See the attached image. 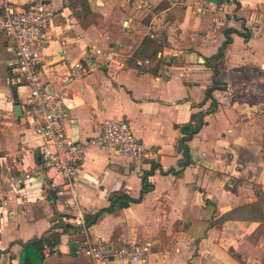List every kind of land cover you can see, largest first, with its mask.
<instances>
[{"label":"crops","instance_id":"crops-1","mask_svg":"<svg viewBox=\"0 0 264 264\" xmlns=\"http://www.w3.org/2000/svg\"><path fill=\"white\" fill-rule=\"evenodd\" d=\"M39 1L56 9L40 69L44 85L56 88L54 75L78 61L92 64L59 106L68 138L84 142L100 133L104 119H124L148 157L89 145L73 181L45 170L24 186L26 198L10 194L0 203V264H17L21 244L49 228L61 231L55 227L60 219L75 225L77 208L85 217L108 207L114 193L137 198L144 172H150L152 190L140 202L101 214L88 226L92 240L105 249L150 242L160 253L146 264H264V236L258 231L264 225V0H236L238 6L235 0L18 3ZM82 3L91 21L85 26ZM226 30L231 41L217 56ZM147 36L160 45L157 59L133 57ZM11 49L0 29L1 174L14 159L19 171L39 158V139L24 125L27 89L11 74ZM96 49L111 52L110 60ZM143 59L148 64L138 65ZM214 68L226 89L207 98ZM17 104L20 117L14 115ZM201 112H206L201 128L183 142L189 164L182 167L181 127L196 125ZM72 198L75 204L67 202ZM72 238L80 237L61 234L41 264H92L69 252ZM100 264L122 263L109 258Z\"/></svg>","mask_w":264,"mask_h":264},{"label":"built area","instance_id":"built-area-1","mask_svg":"<svg viewBox=\"0 0 264 264\" xmlns=\"http://www.w3.org/2000/svg\"><path fill=\"white\" fill-rule=\"evenodd\" d=\"M0 9V29L12 42L15 59L11 74L27 89L25 98L24 125L31 128L39 139V158L31 165L15 171L18 160L5 167L0 173V203L5 205L10 194L22 193L24 186L45 170H54L63 180L73 181L79 166L85 158L89 145L100 144L112 148L125 157H148L142 142L134 135L129 123L124 119L108 118L101 123V131L84 142L68 138L63 125L58 120L59 106L69 93L70 84L85 75L92 64L76 62L62 74H55L56 88H47L41 80L40 69L45 62L44 50L52 36L49 27L56 9L44 1L23 5L18 0H2ZM145 2L139 0L138 6ZM95 54L110 60L111 52L96 49ZM147 59L137 60L138 65L148 64ZM121 67L123 63L119 64ZM75 204V200L68 199ZM79 228V248L76 254L88 258L92 264H100L107 259H115L122 264H146L160 252L150 242L129 241L122 245L105 249L92 240L82 212L77 208L73 218Z\"/></svg>","mask_w":264,"mask_h":264},{"label":"trees","instance_id":"trees-1","mask_svg":"<svg viewBox=\"0 0 264 264\" xmlns=\"http://www.w3.org/2000/svg\"><path fill=\"white\" fill-rule=\"evenodd\" d=\"M217 4H220L228 0H209ZM236 5L239 3L236 1ZM88 6L85 3H82V8L79 14H82V17L85 18V22L82 23L83 26L87 25L90 20L87 19V14H89ZM1 14V13H0ZM91 22V21H90ZM225 40L219 48L217 56L223 54V50L228 43L231 41L230 31H224ZM160 45L156 42L154 37L147 36L145 37L138 49L133 53V57L148 58L149 60L157 59V51L159 50ZM214 80L211 88L206 91V97L212 98V91L219 89L225 90L226 84L224 82L218 81L216 79L217 70L214 68ZM263 146H264V133H263ZM172 171V169L167 170V172ZM176 174L178 172H175ZM150 172H144L141 178V190L137 198L130 197L124 193H114L112 197L109 198L108 207L100 209L97 213L91 216H85V224L87 226L92 225L95 220L103 213L113 212L115 209L123 208L128 206L130 203H137L142 200V197L145 193L152 190L153 185L147 180ZM252 206L256 208L257 211L261 210V207L254 203ZM79 228L76 225H71L70 227H64L61 231L56 230L54 227L49 228L44 231L38 238L30 240L24 244H21V251L19 253V259L17 264H41L45 259V252H53L54 248L60 243V236L63 233L72 231L73 234L78 233ZM80 238H72L69 241V252L71 254H76V250L79 248ZM13 264V263H10Z\"/></svg>","mask_w":264,"mask_h":264},{"label":"water","instance_id":"water-1","mask_svg":"<svg viewBox=\"0 0 264 264\" xmlns=\"http://www.w3.org/2000/svg\"><path fill=\"white\" fill-rule=\"evenodd\" d=\"M206 114V112H201L198 114L197 117V123L196 125L191 124H185L181 127V130L183 131L182 137L178 141V151L182 152L184 159L179 162V165L182 167H185L189 164V153H188V147L183 143L184 140L190 139L194 133H196L203 124V116ZM14 115L17 117L21 116V107L20 105H15L14 107ZM69 223H65L60 219L58 221V224L55 225L57 229L63 228V227H69Z\"/></svg>","mask_w":264,"mask_h":264},{"label":"rangeland","instance_id":"rangeland-1","mask_svg":"<svg viewBox=\"0 0 264 264\" xmlns=\"http://www.w3.org/2000/svg\"><path fill=\"white\" fill-rule=\"evenodd\" d=\"M255 188L256 187H259V186H254ZM258 231H260L261 232V234H263V236H264V225L263 226H261L260 228H259V230Z\"/></svg>","mask_w":264,"mask_h":264}]
</instances>
